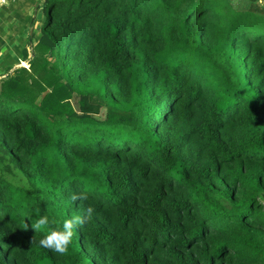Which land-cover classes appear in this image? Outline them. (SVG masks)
<instances>
[{"label": "trees", "instance_id": "obj_1", "mask_svg": "<svg viewBox=\"0 0 264 264\" xmlns=\"http://www.w3.org/2000/svg\"><path fill=\"white\" fill-rule=\"evenodd\" d=\"M31 5L27 67L0 59V264H264V6ZM89 205L39 246L38 215Z\"/></svg>", "mask_w": 264, "mask_h": 264}, {"label": "clouds", "instance_id": "obj_2", "mask_svg": "<svg viewBox=\"0 0 264 264\" xmlns=\"http://www.w3.org/2000/svg\"><path fill=\"white\" fill-rule=\"evenodd\" d=\"M73 203L77 201H86L88 196L86 193H73L69 197ZM95 209L89 205L81 212L73 214L71 217L63 220L61 223L55 217L48 214L38 215L31 228L35 233L43 232V238L39 240L40 247L49 249L60 255H65L70 249L73 237L76 232L92 219ZM27 228V225H25ZM35 242V236L32 238L31 243Z\"/></svg>", "mask_w": 264, "mask_h": 264}, {"label": "rangeland", "instance_id": "obj_3", "mask_svg": "<svg viewBox=\"0 0 264 264\" xmlns=\"http://www.w3.org/2000/svg\"><path fill=\"white\" fill-rule=\"evenodd\" d=\"M31 1L37 3L39 0H7L4 4L0 5V44H5L4 46L6 47L4 48L3 45L0 47V59L4 57L5 52L11 57H14V45L17 44V35L22 36L21 38L23 39L24 35L27 34L29 28L27 26V18L29 16L35 17L37 21L42 20L43 16L41 12L37 9L34 12ZM246 1L247 0H230L231 5L238 10L245 9ZM15 13L20 14L16 16ZM32 28L37 30V23H34ZM19 64L24 66L26 62L19 61ZM75 101L76 97L72 96L70 103L76 109Z\"/></svg>", "mask_w": 264, "mask_h": 264}, {"label": "crops", "instance_id": "obj_4", "mask_svg": "<svg viewBox=\"0 0 264 264\" xmlns=\"http://www.w3.org/2000/svg\"><path fill=\"white\" fill-rule=\"evenodd\" d=\"M7 1V0H6ZM5 1V2H6ZM230 1V0H229ZM231 3V2H230ZM264 6V0H247L246 1V6L244 7L245 9H254V10H257V9H260ZM235 8V7H234ZM19 37H22V36H18L17 35V38H16V41L18 42V38ZM2 38V37H1ZM3 40V39H2ZM3 45L4 48H6L4 45L5 44H0V47ZM12 58H17L16 57V53H14V57ZM18 59V58H17ZM19 60V59H18ZM20 62H22V60H19Z\"/></svg>", "mask_w": 264, "mask_h": 264}, {"label": "water", "instance_id": "obj_5", "mask_svg": "<svg viewBox=\"0 0 264 264\" xmlns=\"http://www.w3.org/2000/svg\"><path fill=\"white\" fill-rule=\"evenodd\" d=\"M36 11V9H34V12ZM33 18V16H32ZM31 33H32V27L28 28V43H30L31 40ZM20 64H16L14 67L19 66Z\"/></svg>", "mask_w": 264, "mask_h": 264}, {"label": "built area", "instance_id": "obj_6", "mask_svg": "<svg viewBox=\"0 0 264 264\" xmlns=\"http://www.w3.org/2000/svg\"><path fill=\"white\" fill-rule=\"evenodd\" d=\"M6 0H0V5L4 4ZM25 67H27V64L24 65Z\"/></svg>", "mask_w": 264, "mask_h": 264}]
</instances>
